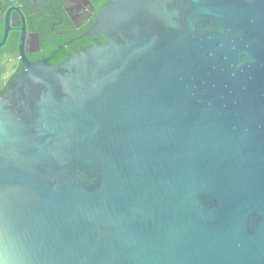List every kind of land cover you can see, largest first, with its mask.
I'll use <instances>...</instances> for the list:
<instances>
[{
  "label": "water",
  "instance_id": "obj_1",
  "mask_svg": "<svg viewBox=\"0 0 264 264\" xmlns=\"http://www.w3.org/2000/svg\"><path fill=\"white\" fill-rule=\"evenodd\" d=\"M97 35L53 65L23 34L0 264H264V0H111Z\"/></svg>",
  "mask_w": 264,
  "mask_h": 264
},
{
  "label": "flooded vegetation",
  "instance_id": "obj_2",
  "mask_svg": "<svg viewBox=\"0 0 264 264\" xmlns=\"http://www.w3.org/2000/svg\"><path fill=\"white\" fill-rule=\"evenodd\" d=\"M111 0H0V25H9L0 47V94H5L24 67L20 43L30 62L56 65L70 54L103 44L102 35L82 37L94 24L101 8ZM10 10L8 21L6 16ZM3 37L0 39L2 41ZM3 80V82H2Z\"/></svg>",
  "mask_w": 264,
  "mask_h": 264
},
{
  "label": "trees",
  "instance_id": "obj_3",
  "mask_svg": "<svg viewBox=\"0 0 264 264\" xmlns=\"http://www.w3.org/2000/svg\"><path fill=\"white\" fill-rule=\"evenodd\" d=\"M3 37V27L0 25V39ZM0 72H3V69L0 68ZM3 82V80H2Z\"/></svg>",
  "mask_w": 264,
  "mask_h": 264
}]
</instances>
